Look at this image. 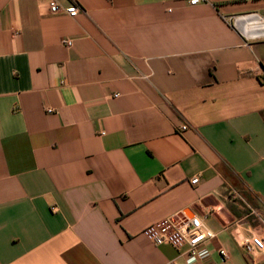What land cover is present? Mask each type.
Instances as JSON below:
<instances>
[{
	"label": "crops",
	"instance_id": "obj_1",
	"mask_svg": "<svg viewBox=\"0 0 264 264\" xmlns=\"http://www.w3.org/2000/svg\"><path fill=\"white\" fill-rule=\"evenodd\" d=\"M50 1L0 0V264H264V0Z\"/></svg>",
	"mask_w": 264,
	"mask_h": 264
},
{
	"label": "built area",
	"instance_id": "obj_2",
	"mask_svg": "<svg viewBox=\"0 0 264 264\" xmlns=\"http://www.w3.org/2000/svg\"><path fill=\"white\" fill-rule=\"evenodd\" d=\"M203 2H205V0H189L190 5H197ZM48 8L50 14L52 15L65 14L69 17H74L77 13V6L74 2L69 7L63 8L57 1L51 0L48 4ZM238 19V17L234 18V26L238 22ZM250 30L253 34L256 33L264 37V21H259V24L255 26L251 25ZM61 43L65 47L71 46V42L69 40H63ZM113 97L117 98L118 95H114ZM186 129V126H182L180 128L181 131ZM197 183V177L191 180L192 185H196ZM173 236H178L187 243V254L191 257H197L200 246L215 238V234L204 226L199 217L194 216L186 218L180 215L167 218L158 225L157 233L153 237V243L158 245L162 242L168 241ZM241 247L247 254L256 252L264 256V237L258 234L254 235L245 239L242 242ZM219 255L222 261L227 259V254L223 249L219 250Z\"/></svg>",
	"mask_w": 264,
	"mask_h": 264
},
{
	"label": "bare ground",
	"instance_id": "obj_3",
	"mask_svg": "<svg viewBox=\"0 0 264 264\" xmlns=\"http://www.w3.org/2000/svg\"><path fill=\"white\" fill-rule=\"evenodd\" d=\"M255 22H258V20H255ZM253 24V23H252ZM239 25H240V23H239ZM245 25V24H244ZM246 27V26H245ZM259 29H261V28H259ZM249 33L250 34H253L252 32H251V30L249 31Z\"/></svg>",
	"mask_w": 264,
	"mask_h": 264
}]
</instances>
